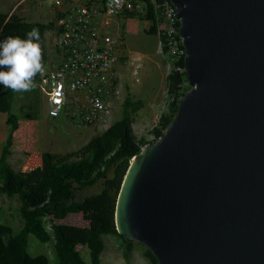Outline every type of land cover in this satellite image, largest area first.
I'll return each mask as SVG.
<instances>
[{"label": "water", "instance_id": "obj_1", "mask_svg": "<svg viewBox=\"0 0 264 264\" xmlns=\"http://www.w3.org/2000/svg\"><path fill=\"white\" fill-rule=\"evenodd\" d=\"M190 89L130 163L117 231L158 264H264V0H171Z\"/></svg>", "mask_w": 264, "mask_h": 264}, {"label": "trees", "instance_id": "obj_2", "mask_svg": "<svg viewBox=\"0 0 264 264\" xmlns=\"http://www.w3.org/2000/svg\"><path fill=\"white\" fill-rule=\"evenodd\" d=\"M134 2L137 9L142 4L145 11L134 10L125 14V17L148 20L150 26L146 29L147 33L158 34V10L154 0ZM53 25L54 22L27 21L17 10L12 13L0 12V40L9 35L23 38L33 27L39 28L42 63L45 67L49 58L45 32ZM178 64L183 66L184 60L175 66ZM175 66L167 75L168 112L160 116L158 123L150 131L154 140L149 141V144L163 136L177 112L181 97L189 89L184 85L188 81L186 71L180 72ZM40 74L36 75L34 82L39 81ZM15 94L16 92L0 85V112L7 114V121L11 126L0 147V193L19 197L23 224L15 229L2 222L0 206V264H52L48 255H32L29 252L30 234H34L43 243L54 242L58 264H88L78 245L89 249L92 264H104L101 259L106 247L104 236L115 235L121 240L124 258L130 264L135 244L141 243L130 242L117 231L115 209L131 160L147 144L146 137L138 138L133 128L134 112L143 107V101L134 100L129 95L124 102L122 118L93 136L81 148L63 153L43 152L39 167L41 177L34 187L41 192L33 196L32 189L24 185L26 175L16 171L9 161L13 152L14 133L20 127V117L13 112ZM71 213H81L89 225L55 222L57 219L67 218ZM46 218L52 222V231L46 226ZM144 248V255L152 264H158L150 249Z\"/></svg>", "mask_w": 264, "mask_h": 264}, {"label": "rangeland", "instance_id": "obj_3", "mask_svg": "<svg viewBox=\"0 0 264 264\" xmlns=\"http://www.w3.org/2000/svg\"><path fill=\"white\" fill-rule=\"evenodd\" d=\"M55 1L0 0V12L12 13L17 10L27 21L54 22L53 27L45 32L49 59L56 55L58 9ZM140 23L135 25L133 31L127 32L126 20L120 18L119 29L113 30V34L123 41V45L121 56L116 63L119 74L118 94L115 96L113 114L108 120L94 125H77L64 116H50L48 102L40 88L39 81L34 82V89L30 92H16L13 112L18 114L22 121L21 129L14 133L13 152L9 161L16 171L26 175L27 179L24 185L32 189L33 196L41 192L34 187L41 177L39 167L42 164L43 152L63 153L81 148L93 136L100 134L113 122L122 118L124 102L129 95L134 100L140 99L144 103L143 107L134 112L133 115V128L136 136L138 138L146 137L147 143L154 140L150 131L158 123L160 116L168 112L169 108L167 75L170 67L168 58L161 52L158 34L147 33V28L143 26V23ZM184 85L190 89L189 81ZM30 116L34 118L29 120L28 117ZM7 118L6 113L0 112V147L10 132L11 126ZM89 126H93V128ZM0 206L2 207L1 221L15 229L20 228L23 224V218L20 213L21 201L19 197H10L0 193ZM55 222L78 226L89 225L81 213H71L67 218L57 219ZM45 223L48 230L52 231L51 220L46 218ZM104 237L107 245L104 256L106 264H127L126 259L121 254V240L114 235H105ZM113 238L116 239L117 243ZM135 246L136 254L131 259L130 264H152L144 255V246L138 243ZM78 248L82 250L87 263L92 264L89 249L82 247V245H78ZM117 249H121V251H117ZM29 252L32 255L46 254L52 264H58L53 241L43 243L34 234H30ZM115 254H117V258L114 256Z\"/></svg>", "mask_w": 264, "mask_h": 264}, {"label": "built area", "instance_id": "obj_4", "mask_svg": "<svg viewBox=\"0 0 264 264\" xmlns=\"http://www.w3.org/2000/svg\"><path fill=\"white\" fill-rule=\"evenodd\" d=\"M154 2L160 49L168 58L169 72L182 60L184 65L175 67L185 72L187 51L177 7L171 0ZM55 4L56 55L48 58L39 79L49 115L64 116L77 125L102 123L113 114L118 94L116 63L123 41L113 34V19L134 10L144 12L145 7L137 9L134 0H56Z\"/></svg>", "mask_w": 264, "mask_h": 264}, {"label": "clouds", "instance_id": "obj_5", "mask_svg": "<svg viewBox=\"0 0 264 264\" xmlns=\"http://www.w3.org/2000/svg\"><path fill=\"white\" fill-rule=\"evenodd\" d=\"M39 28L33 27L25 37L9 35L0 40V85L13 92H30L34 78L44 71Z\"/></svg>", "mask_w": 264, "mask_h": 264}, {"label": "crops", "instance_id": "obj_6", "mask_svg": "<svg viewBox=\"0 0 264 264\" xmlns=\"http://www.w3.org/2000/svg\"><path fill=\"white\" fill-rule=\"evenodd\" d=\"M121 18V20H123L124 18H125V20H126V27H127V32H129V31H133L134 30V28H135V25H139V22H141V23H143V26L145 27V28H148L149 26H150V22L148 21V20H145V19H140V18H137V17H135V18H126V17H124V16H120V17H114V19H113V22H112V27H111V29L112 30H114V29H116V30H118L119 29V19ZM135 20H137V21H135ZM139 21V22H138ZM140 23V24H141ZM121 24V23H120ZM29 120H32V119H30V118H28ZM21 119H20V127H19V129L18 130H20L21 129ZM89 127H92L93 128V126H89ZM18 130H17V132H18ZM94 130H95V128H94ZM115 236V235H114ZM112 238V237H111ZM114 240H115V243H117V241H116V239L115 238H113ZM105 243H106V240H105ZM118 245V244H117ZM78 247V246H77ZM115 249V248H114ZM106 250H107V245H106V247H105V250L103 251V253L101 254V259H102V261H103V263L104 264H106V262L104 261V256H105V253H106ZM117 251H121V249H117ZM121 254H122V257H124V255H123V251H121ZM136 254V246L134 247V250H133V253H132V257H131V259L133 258V256ZM116 258H117V254H115L114 255Z\"/></svg>", "mask_w": 264, "mask_h": 264}]
</instances>
